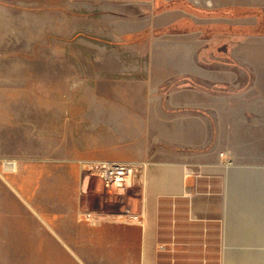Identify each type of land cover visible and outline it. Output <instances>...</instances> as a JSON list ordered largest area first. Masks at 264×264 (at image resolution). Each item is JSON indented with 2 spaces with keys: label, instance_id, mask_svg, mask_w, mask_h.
<instances>
[{
  "label": "crops",
  "instance_id": "obj_1",
  "mask_svg": "<svg viewBox=\"0 0 264 264\" xmlns=\"http://www.w3.org/2000/svg\"><path fill=\"white\" fill-rule=\"evenodd\" d=\"M20 10L0 137L49 139L0 165V264H264V0ZM94 159L136 164L140 188L104 192Z\"/></svg>",
  "mask_w": 264,
  "mask_h": 264
},
{
  "label": "rangeland",
  "instance_id": "obj_2",
  "mask_svg": "<svg viewBox=\"0 0 264 264\" xmlns=\"http://www.w3.org/2000/svg\"><path fill=\"white\" fill-rule=\"evenodd\" d=\"M40 1L42 0H0V52L6 53L8 52L7 50H9L8 48H11L12 50L32 48V47H29L30 45L29 40L32 37L33 30L32 28H30L31 26L26 25V22L31 21L33 12L31 10H20V9H22L23 7H25L26 9L27 8L30 9L35 3L40 2ZM6 31H9V35H6ZM18 33H21L22 38L17 36ZM7 38H12L14 42H6V40L2 41L3 39H7ZM23 38L28 40V43L25 40H22V41L19 40ZM1 93L2 91H0V96H1ZM37 108L38 107H26V109H22V110H28L29 112H32L31 110L35 111ZM8 109H11V107H3L0 105V114L1 112L3 113L4 110H8ZM16 109L17 107L13 108L12 110L14 111ZM39 124L41 125L42 123H38V122L34 123V125L36 126H38ZM10 133L12 134V136L3 137V138L0 137V152L1 151L4 152L2 155L0 154V165L1 163L4 164L5 161L6 162L13 161V162H16V165H17V162H18L17 158L19 154L18 150H22L23 148L24 149L29 148L32 150L38 149L39 146L42 144V142L47 143L49 139V138H39V137H36V138L28 137V136H25L27 132L16 131V130ZM94 160H98V159H94ZM81 162H80L81 175L84 176L85 178H89L93 183H96L99 185L100 183L98 180H96L95 178L89 177L88 174L86 175L85 173H83L84 171H82ZM130 164H134V163H130ZM134 165L137 168V165L136 164ZM4 168H5V164H4ZM13 173L15 172H10L8 170L4 172V174L7 176L12 175ZM136 182H137V178H136ZM131 190H135V189H131ZM129 191H127L125 194H114V195H119V196L126 195ZM108 194H113V193H108ZM130 214L131 213H128L126 215V218ZM139 219L142 220L141 218ZM178 237H181V238H178ZM182 238L184 239L185 237L184 236L182 237V235H177V240L181 241ZM183 246L184 245L181 243L180 244L181 249L184 247H187L186 244L184 247Z\"/></svg>",
  "mask_w": 264,
  "mask_h": 264
},
{
  "label": "built area",
  "instance_id": "obj_3",
  "mask_svg": "<svg viewBox=\"0 0 264 264\" xmlns=\"http://www.w3.org/2000/svg\"><path fill=\"white\" fill-rule=\"evenodd\" d=\"M7 165H16V162L7 161ZM83 173L95 178L107 193L125 194L131 189H139L136 184L137 168L134 164L119 163L107 160H83L81 162ZM128 221L140 222L138 215L131 213Z\"/></svg>",
  "mask_w": 264,
  "mask_h": 264
},
{
  "label": "bare ground",
  "instance_id": "obj_4",
  "mask_svg": "<svg viewBox=\"0 0 264 264\" xmlns=\"http://www.w3.org/2000/svg\"><path fill=\"white\" fill-rule=\"evenodd\" d=\"M5 162H6V161H5ZM5 162H4V164H5ZM5 167L8 168V170H13V171L17 170V169H16V165H14V166L11 165V166H10V165L5 164Z\"/></svg>",
  "mask_w": 264,
  "mask_h": 264
}]
</instances>
